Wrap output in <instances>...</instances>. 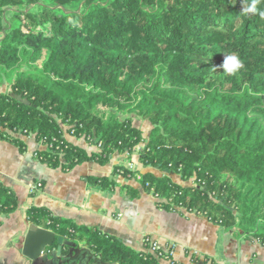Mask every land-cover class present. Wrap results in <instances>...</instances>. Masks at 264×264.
Segmentation results:
<instances>
[{
	"label": "trees",
	"instance_id": "1",
	"mask_svg": "<svg viewBox=\"0 0 264 264\" xmlns=\"http://www.w3.org/2000/svg\"><path fill=\"white\" fill-rule=\"evenodd\" d=\"M253 2L0 0V84L9 88L0 90V138L23 151V136H33L38 160L64 171L140 150L148 169L113 166L140 175V188L122 185L127 195L142 189L166 210L203 214L264 244V0L247 11ZM228 54L243 62L234 74L220 66ZM89 180L117 185L109 175ZM17 207L0 181V214ZM26 215L106 264H179L146 241L149 250H137L45 206Z\"/></svg>",
	"mask_w": 264,
	"mask_h": 264
},
{
	"label": "crops",
	"instance_id": "2",
	"mask_svg": "<svg viewBox=\"0 0 264 264\" xmlns=\"http://www.w3.org/2000/svg\"><path fill=\"white\" fill-rule=\"evenodd\" d=\"M66 137L82 146L89 144L83 137L68 133ZM23 138L27 144L23 151L0 138V181L18 198L14 211L0 214V264H106L83 243L63 246L60 256H52L56 240L31 257L36 248L30 238L42 228L28 220L26 209L31 205L45 206L54 215L98 228L137 250H149L146 238L162 249L173 242L171 258L179 264H210L206 259L211 258L219 264H264V244L259 241L236 237L234 230H224L203 214L166 210L158 206L155 196L142 189L138 197L127 195L122 185L130 183L140 188V175L127 179L113 174V166L148 169L139 161L140 150L130 155L114 153L105 164L89 160L64 171L40 162L34 153L40 144L33 136ZM166 173L179 180L176 173ZM89 175H109L117 185L103 189L94 185ZM46 253L48 258L44 259ZM169 261L159 258L161 264Z\"/></svg>",
	"mask_w": 264,
	"mask_h": 264
},
{
	"label": "water",
	"instance_id": "3",
	"mask_svg": "<svg viewBox=\"0 0 264 264\" xmlns=\"http://www.w3.org/2000/svg\"><path fill=\"white\" fill-rule=\"evenodd\" d=\"M12 95L18 99L23 100L24 102L26 101L22 98L21 94L12 93ZM30 239L31 245L35 246L36 248V251L31 257H34V255H39L42 251H44L46 247L52 246L55 240L57 241V246L51 250L52 256H60L62 254L64 244H68L71 247L76 246V243L66 241L61 235L55 238L54 234L51 231L44 228L38 230L36 234H34ZM43 258L47 259L48 254H44Z\"/></svg>",
	"mask_w": 264,
	"mask_h": 264
},
{
	"label": "clouds",
	"instance_id": "4",
	"mask_svg": "<svg viewBox=\"0 0 264 264\" xmlns=\"http://www.w3.org/2000/svg\"><path fill=\"white\" fill-rule=\"evenodd\" d=\"M247 11H249V12H256L257 11L255 0L248 7ZM259 14L261 17H264V11H260ZM220 66L223 67V69L227 73H233L234 74V73L238 72L243 67V62L241 61V59L239 58L238 55L228 54V55H225L223 63Z\"/></svg>",
	"mask_w": 264,
	"mask_h": 264
},
{
	"label": "built area",
	"instance_id": "5",
	"mask_svg": "<svg viewBox=\"0 0 264 264\" xmlns=\"http://www.w3.org/2000/svg\"><path fill=\"white\" fill-rule=\"evenodd\" d=\"M145 241L150 244L151 249L159 250L160 254H162V252H164L168 256L173 255V251L175 249V244L173 242L169 243L165 249H162L156 242H151L148 238H146Z\"/></svg>",
	"mask_w": 264,
	"mask_h": 264
},
{
	"label": "rangeland",
	"instance_id": "6",
	"mask_svg": "<svg viewBox=\"0 0 264 264\" xmlns=\"http://www.w3.org/2000/svg\"><path fill=\"white\" fill-rule=\"evenodd\" d=\"M0 89H8V86H7V84H5V83H3V84H0ZM135 116V119H136V121L138 122V124L143 128V132L145 133V134H147L148 133V129H149V126L146 124V122L143 120V119H141V118H139L138 116H136V115H134ZM133 168V167H132ZM174 251H175V249H174ZM174 251H173V254H174ZM211 264V263H210Z\"/></svg>",
	"mask_w": 264,
	"mask_h": 264
}]
</instances>
